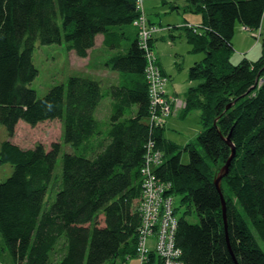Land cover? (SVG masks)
Masks as SVG:
<instances>
[{
  "label": "trees",
  "instance_id": "1",
  "mask_svg": "<svg viewBox=\"0 0 264 264\" xmlns=\"http://www.w3.org/2000/svg\"><path fill=\"white\" fill-rule=\"evenodd\" d=\"M184 1L167 2L194 22L167 30L182 28L204 56L188 68L198 83L180 91L143 0H0V165L12 167L0 180V264H140L148 185L172 201L183 264H264V36L257 60L231 61L236 26L263 31L264 0ZM44 44L88 69L38 96L33 53ZM184 110L202 128L179 145L163 123ZM48 121L61 131L50 145L13 140L19 123Z\"/></svg>",
  "mask_w": 264,
  "mask_h": 264
},
{
  "label": "rangeland",
  "instance_id": "2",
  "mask_svg": "<svg viewBox=\"0 0 264 264\" xmlns=\"http://www.w3.org/2000/svg\"><path fill=\"white\" fill-rule=\"evenodd\" d=\"M170 1L173 0H143L144 9L148 18L154 22L160 23L164 29L157 33L158 37L155 42V52L160 62L161 68L169 74L177 84V89H185L190 85H195L198 81H190L188 79V68L195 62L203 58V53H190V44L185 39L184 30L175 28L167 30L168 25H177L182 20H192L196 14H187L182 10L170 11ZM181 5L185 1L174 0ZM199 19V16L197 17ZM263 34V35H262ZM261 36H264L263 31L256 29H246L239 25L236 26L235 33L232 38L234 53L231 61L237 64L242 58H247L251 61L257 60L262 54ZM33 63L38 69V75L31 82V87L34 88L41 96L47 92L49 87L59 84L65 80L67 76L74 72L87 73L84 68L86 65L85 59L82 60L76 57L75 54H68L57 44H44L38 46L33 53ZM98 77H105L106 73L103 69L98 71H90ZM165 108H168L166 106ZM184 114V115H183ZM182 117H172L165 121V128L170 136L175 138L191 136L199 133L202 128L200 123L199 113L196 110H191L190 113L182 111ZM60 128L58 122L48 121L30 126L24 122L16 126L13 140L21 146H33L35 143H42L45 146L50 145L53 141L59 140ZM192 141V140H191ZM182 162H188V158L184 155ZM12 167L9 164L0 165V180L9 175ZM173 205L178 207L179 196H174ZM186 207H179L177 215H180ZM192 222L197 221V217L192 213L188 216ZM153 242V240H149ZM262 247L263 244H262ZM4 258V256H3ZM5 259V258H4ZM127 264H138L136 257L129 259Z\"/></svg>",
  "mask_w": 264,
  "mask_h": 264
},
{
  "label": "built area",
  "instance_id": "3",
  "mask_svg": "<svg viewBox=\"0 0 264 264\" xmlns=\"http://www.w3.org/2000/svg\"><path fill=\"white\" fill-rule=\"evenodd\" d=\"M165 109L167 110V108ZM146 188L145 201L148 202L142 206L144 213L143 235L137 249L140 264H183L180 260L181 251L175 248L173 234L167 228L169 222L174 227L177 223L171 217L173 214L172 201L169 197H165L163 187L148 185ZM153 229H155L156 241L153 240L150 244L146 240H148L147 235L149 236ZM154 250L157 252L156 261L152 256Z\"/></svg>",
  "mask_w": 264,
  "mask_h": 264
},
{
  "label": "water",
  "instance_id": "4",
  "mask_svg": "<svg viewBox=\"0 0 264 264\" xmlns=\"http://www.w3.org/2000/svg\"><path fill=\"white\" fill-rule=\"evenodd\" d=\"M228 140V139H227ZM229 141V140H228ZM233 147H232V154L229 157V159L227 160V162L225 163V165L223 167L220 168L219 173L216 175L215 179H214V183L216 185V187L218 189H220V183H221V179L223 178V176L227 173L228 171V165L230 162L231 157L233 156ZM222 212H223V216H225V204H224V199L222 200Z\"/></svg>",
  "mask_w": 264,
  "mask_h": 264
},
{
  "label": "crops",
  "instance_id": "5",
  "mask_svg": "<svg viewBox=\"0 0 264 264\" xmlns=\"http://www.w3.org/2000/svg\"><path fill=\"white\" fill-rule=\"evenodd\" d=\"M96 45L97 46H101V38L100 37H97V39H96ZM86 63V62H85ZM84 68H86V69H88V67H87V65H85L84 66ZM102 78H105V77H102ZM175 86H176V88H177V84H176V82H175ZM187 88H185V89H178V90H180V91H185ZM196 112H198V111H196ZM188 113H190V111L189 112H187V114ZM199 113V112H198ZM199 116V115H198ZM195 135L196 134H194V135H190V134H188L186 137H181V138H175V137H173V138H170V139H173V140H175V142L177 143V144H179V145H184V144H186L187 142H189V141H191V140H193L194 138H195ZM168 137V136H167ZM171 137V136H170ZM169 138V137H168ZM151 240V239H150ZM152 241V240H151Z\"/></svg>",
  "mask_w": 264,
  "mask_h": 264
}]
</instances>
